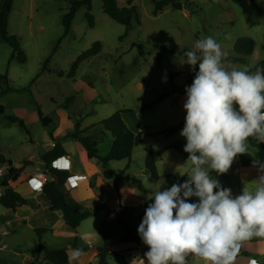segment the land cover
I'll list each match as a JSON object with an SVG mask.
<instances>
[{
	"label": "rangeland",
	"instance_id": "1",
	"mask_svg": "<svg viewBox=\"0 0 264 264\" xmlns=\"http://www.w3.org/2000/svg\"><path fill=\"white\" fill-rule=\"evenodd\" d=\"M180 1L181 9L176 10L167 5L157 15L152 12L153 4L150 0L133 1L139 13L140 24H135L120 39L125 31L124 25L102 11L100 0H92L90 12L94 25L88 26L86 9L79 8L70 33L62 38L46 68H43L44 61L62 36V16L69 10V2L14 0L8 16L7 31L17 35L26 54V61H9L12 48L0 38V73H7V86L10 87V90L3 91L6 84L0 86V92L3 91L0 94V160L3 161H0V166L7 161L18 166L30 156L39 162L41 152L50 147L51 135L59 133L61 136L54 137L64 142L72 155V171L74 168L82 170L85 160L89 159L85 156L84 160L81 154L84 152L83 148L69 137V133L74 131V124H79V130L87 129L83 135L95 139L96 153L104 157L111 148L113 137L109 131L104 130L100 122L114 112L125 109L129 110L122 113L125 123L133 132H141L142 142L133 148L129 159L112 160L107 165L123 176L119 186L125 203H128L125 207L130 209L148 201L153 194L149 186L154 187L159 180L164 181L162 188L187 180L188 175H181L179 172L190 174V161L169 147L173 142L182 145L186 143L185 138L179 135L184 125L174 133H169L168 129L181 122L185 123L183 103L186 94L185 91L178 93V90L185 87L192 68L183 63L186 52H163L161 61L157 62L158 49L155 44L191 50L197 39L212 36L226 53V69L242 70L247 67L250 73L264 70L259 65L264 60V0ZM242 36L253 39L254 50L243 61H235L233 58L238 54L233 48L234 42ZM95 41L101 42V51L82 61L76 75L68 77L71 63ZM162 94H166L165 97L152 108L143 107ZM71 96L73 99H69ZM39 115L50 117L52 122L43 125ZM68 120L73 123L71 127L67 125ZM150 151L157 169V178L153 182L145 180L149 175L145 168V158ZM61 162L57 161L56 164ZM88 164L95 169L92 180L95 182V179H101L99 184L104 189L102 196L105 197L107 207H99L101 203L98 198L82 202L84 209L97 208V211L81 221L72 230L75 233L72 236L84 230L92 233L88 240L95 243L100 235L94 232L98 230L99 233L101 221L106 218L109 244H119L127 235V230L120 221L141 241L137 227L146 207L133 212L108 214L109 208L119 210L113 178L104 177L99 158H92ZM210 175L212 176L211 171ZM254 188L255 184L252 190ZM64 193L71 198L67 187ZM191 199L197 201L198 198ZM1 209L4 208L0 206V211ZM42 228L48 229L44 239L46 243H55L59 248L72 244L71 238L52 240L54 236L50 228ZM24 229L30 234L34 231L28 226ZM141 243L143 244L142 241ZM2 252L0 255L4 261L0 264H18L20 257H12L7 250ZM107 261L108 264L135 263L132 257L125 262L121 256H110ZM187 264L204 262L191 255L187 257Z\"/></svg>",
	"mask_w": 264,
	"mask_h": 264
},
{
	"label": "clouds",
	"instance_id": "2",
	"mask_svg": "<svg viewBox=\"0 0 264 264\" xmlns=\"http://www.w3.org/2000/svg\"><path fill=\"white\" fill-rule=\"evenodd\" d=\"M225 55L212 36L197 39L185 53L183 63L192 69L198 64L185 86L179 133L186 140L190 174L179 172L188 179L170 188H162L163 180L149 186L152 202L137 227L148 246L147 264H187L189 254L204 264H233L241 242L264 237V164L258 165L254 190L236 195L210 175L226 174L237 155L247 152L250 137L264 142V70H228ZM192 197L197 201L188 202ZM81 253L72 249L68 264H77Z\"/></svg>",
	"mask_w": 264,
	"mask_h": 264
},
{
	"label": "trees",
	"instance_id": "3",
	"mask_svg": "<svg viewBox=\"0 0 264 264\" xmlns=\"http://www.w3.org/2000/svg\"><path fill=\"white\" fill-rule=\"evenodd\" d=\"M14 0H0V38L3 42L9 44L12 48V53L10 55L9 61L12 59H16L20 63H24L26 61V54L22 49L19 39L15 34H9L7 31L8 25V16L12 10ZM102 11L108 15L114 21L124 25L125 31L119 37L120 39L124 37L128 31L136 24H140V17L135 4H133L134 0H126V5L119 7L116 0H100ZM153 4V14H159L165 6L170 5L173 9H181L182 3L180 0H150ZM254 2V0H252ZM69 2V10L62 16V24H63V33L61 38L57 40L56 46L53 49L52 53L47 57L44 61L43 68H46V64L49 62V59L52 57L53 53L57 45L60 43L62 38L66 37L70 31L72 26V21L77 10L81 7L86 9L85 17L87 19V24L89 27L94 25V18L91 14L90 10L92 7V0H68ZM158 49L157 53V62L161 61L162 53H176L181 54L183 52L189 51L186 48H177V47H167L165 45L155 44ZM102 45L100 41H95L93 44L82 51L76 59L71 63L67 76L73 78L76 75L77 69L80 63L101 51ZM234 50L238 54L233 59L243 61L246 55H249L254 50V41L251 37L242 36L235 40L234 42ZM259 65L264 67V60L259 62ZM195 71H198V64L195 66V69L189 73L188 81L185 86L191 85ZM8 77L7 73H0V86L2 84H6V88L3 91L10 90V87L7 86ZM1 91L0 94L3 92ZM185 91V87L178 90V93H183ZM166 94H162L157 97L154 102L145 103L143 105L144 108L153 107L155 103L159 102L165 97ZM69 99H73L71 96ZM238 108V107H237ZM129 110L121 109L114 112L112 115L101 120L100 124H102L104 130L109 131L112 134L113 141L110 150L104 157H100L97 155L96 149V141L93 137L89 135H83L87 129L79 130V124H74V131L69 133V137H71L76 143H78L83 150L85 151L86 157L88 159L99 158L100 164L102 167V173L106 178H113V188L116 193H119V182L123 178L120 173H116L113 169L109 168L107 165L112 160H120V159H129L132 153V150L135 146L139 145L142 142L141 132L135 133L133 132L125 123L122 113L128 112ZM0 112L1 106H0ZM39 118L43 125H47L51 122L50 117H41ZM22 127L23 124L19 122ZM184 125V122L179 123L173 127L168 129L169 133H174L179 130ZM51 139L55 142V145L49 149L43 150L40 154V158L44 169L46 172H55L59 176V182L56 184L52 179L47 178L42 185V193L49 200V209L51 211H58L61 213L62 218L65 224L72 228L76 229L77 226L84 219L94 215L97 211V208L93 210L84 209L82 206V202H79L75 199L66 197L64 193V189L66 186V176L67 172L63 170H57L51 166V161L55 158L65 155L66 152L58 138H55L51 135ZM249 144L254 148V156L257 160L264 163V142H259L253 138L248 139ZM182 144L178 142H173L169 147L174 148L178 153H180L183 157L187 158L188 153L183 151ZM1 162L2 159L0 160ZM25 163V162H24ZM22 163L20 166H14L10 161H7L6 165L7 169L2 176H0V187L2 188V193L0 194V206L9 210L10 212H15L16 208L22 204L26 203V198L16 191L13 187L15 183L21 179V174L24 172L25 164ZM145 168L148 170V180L153 182L157 178V169L154 161V157L152 152L150 151L145 158ZM64 188V189H63ZM215 191V189H214ZM152 200L149 199L143 204L135 206L130 209H119V210H109L107 213H116V212H133L138 211L141 208L147 207ZM188 202H195L189 199ZM103 204H100L99 207H103ZM121 225L125 227L127 230V235L123 237V240H134L137 241L138 238L133 236L128 226L120 221ZM34 232L37 236H41L46 232L45 228H35ZM99 235L101 239V245L97 247V264H108V257L110 256H121L117 251L109 249L108 236L106 232V218L101 221ZM254 237L243 241L249 242L253 241ZM241 242V243H243ZM72 247L79 248L81 250H85L84 241L80 236L75 235L72 241ZM42 251L44 257L50 264H68V253L65 248H54L50 246H43ZM192 254H189L191 256ZM188 256V257H189ZM26 264H34V262H29Z\"/></svg>",
	"mask_w": 264,
	"mask_h": 264
},
{
	"label": "crops",
	"instance_id": "4",
	"mask_svg": "<svg viewBox=\"0 0 264 264\" xmlns=\"http://www.w3.org/2000/svg\"><path fill=\"white\" fill-rule=\"evenodd\" d=\"M116 1L119 7L126 5V0H116ZM31 8H33V2L31 4ZM179 100H181V98H179ZM64 115H65L64 117H66V114ZM68 117L70 118V116ZM67 125L71 127L73 123L70 120H68ZM53 136H61V134L54 133ZM60 142L66 152L65 156L69 157V161L71 164L70 173L86 175L90 181L91 189L94 191L95 197L88 201H92L98 198L100 203L103 204L104 207L105 206L107 207V205L105 204V197L104 195L102 196L104 189L99 184V181H101V179H95V182L97 183H95L92 180V174H94L93 172H95V169H93L91 165L88 164V161H90L91 159L85 160L86 154L85 151L83 150L84 152H81L85 160L83 169L80 170L78 168H74V171H72L73 157L72 155H70V152L66 148L65 143L62 142L61 140ZM246 143L248 145L247 152L237 155L229 171L226 174L217 175L215 171H211L212 177L219 180L222 187L230 188L233 195L239 194L241 190L244 188L252 190V186H254V184L256 186V182H257L256 178L259 175L258 165L264 164L263 162H260L255 158L254 148L249 144L248 141ZM254 162L256 163L254 164ZM22 163H24L25 168H27L24 171L29 172L32 177L28 180H23L22 178L19 179V181L15 183L13 187L16 191L21 193L26 198V203L17 207L15 212L13 213L5 208L1 209L0 221L2 222V226L0 228V252H2L3 250H7V252L11 254L12 257H17V256L20 257L17 261L18 264H26L29 262H34V264H50L47 261V259L44 257L42 247L43 246H50L54 248H59V247L55 243H51V242L46 243V241H44V239L46 238L45 234H47L48 229L43 235L37 236L38 238H36L35 235L33 234L35 233L33 230L35 228H42V227L50 228V230L52 231V235L54 236L52 240H54V238L55 239L71 238L73 241V237L75 235L72 236V234L75 233L72 231L73 230L72 228L68 227L65 224L61 213H59L58 211H51L49 209V205H50L49 200L42 193V185L44 181L34 176L35 173L38 170H40V168L44 169L41 158L40 161L38 162L35 161L32 156H30L25 160H23L21 164ZM21 164H19L18 166H20ZM36 184H38L39 186L38 187L35 186ZM66 186H67V190L71 194V197L75 199L76 197L75 189L69 188L67 182H66ZM118 189H119V193H116L117 202H118L117 206H119V209L122 208L126 209L125 206H127L128 203H125L126 201L123 199V196L121 195V186H118ZM130 191L132 192V190ZM135 201H136V197L134 202ZM108 210H116V208L112 207L109 208ZM26 226H28L29 229L33 231L31 232V234L24 229V227ZM90 234L92 233L84 230L79 231L77 233V235L80 236L84 241V245L86 248L85 250H82L81 256L77 264H97L96 261L97 251L95 247L101 245V241H100L101 239H95V243H90V241L88 240L90 238L89 237ZM94 234L98 235L99 234L98 230H96ZM253 237H254L253 241L241 243L240 250L233 264L244 263V260L240 261L238 259V257L240 256H242V258L244 259L247 258L250 259V262H245V264L248 263L252 264L253 261L255 262V264H264V237H257V236H253ZM63 248L66 249L68 255H71L72 249H76L72 247V244L66 245ZM109 249L117 251L121 255V257L125 260V262L127 259L132 257L133 261L135 262L134 264H141L142 259H145V264H147L146 258L144 257V253L148 251V246L142 244L139 239L137 241L134 240L123 241L122 239V241L119 242V244L110 243ZM1 261H4V259L0 255V262Z\"/></svg>",
	"mask_w": 264,
	"mask_h": 264
},
{
	"label": "built area",
	"instance_id": "5",
	"mask_svg": "<svg viewBox=\"0 0 264 264\" xmlns=\"http://www.w3.org/2000/svg\"><path fill=\"white\" fill-rule=\"evenodd\" d=\"M54 145H55V142L53 140H51V142L49 143L50 148L53 147ZM60 160L62 161L61 164H56V162L60 161ZM51 166L57 170H63V171L67 172L66 182H67L69 188L75 189V194H76L75 200H77L79 202H84L86 200L94 198L95 194L91 189V184H90V181L87 178V176L83 175V174L70 173L71 164H70L68 156L62 155V156L55 158L54 160L51 161ZM6 169H7L6 165L0 166V176H2L4 174ZM47 175L48 174L46 173L45 169H42V170H38L34 176L40 180L45 181ZM31 177H32L31 174L29 172H26V171H24L21 174V178L23 180H28ZM49 178L52 179L51 177H49ZM1 193H2V188L0 187V194ZM1 226H2V222L0 221V228H1ZM238 259L240 261L244 260V263L250 262L249 258L244 259V258H242V256L238 257Z\"/></svg>",
	"mask_w": 264,
	"mask_h": 264
},
{
	"label": "water",
	"instance_id": "6",
	"mask_svg": "<svg viewBox=\"0 0 264 264\" xmlns=\"http://www.w3.org/2000/svg\"><path fill=\"white\" fill-rule=\"evenodd\" d=\"M48 174H49V176L52 178V180H53L56 184H58V182H59V176H58V174L55 173V172H49Z\"/></svg>",
	"mask_w": 264,
	"mask_h": 264
},
{
	"label": "snow or ice",
	"instance_id": "7",
	"mask_svg": "<svg viewBox=\"0 0 264 264\" xmlns=\"http://www.w3.org/2000/svg\"><path fill=\"white\" fill-rule=\"evenodd\" d=\"M35 186H37V187H38L39 185H38V184H36Z\"/></svg>",
	"mask_w": 264,
	"mask_h": 264
}]
</instances>
